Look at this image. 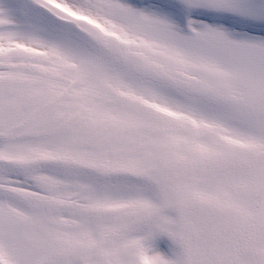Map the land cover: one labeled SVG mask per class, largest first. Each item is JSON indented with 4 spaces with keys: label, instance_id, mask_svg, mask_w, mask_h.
<instances>
[{
    "label": "snow or ice",
    "instance_id": "snow-or-ice-1",
    "mask_svg": "<svg viewBox=\"0 0 264 264\" xmlns=\"http://www.w3.org/2000/svg\"><path fill=\"white\" fill-rule=\"evenodd\" d=\"M0 264H264V0H0Z\"/></svg>",
    "mask_w": 264,
    "mask_h": 264
}]
</instances>
